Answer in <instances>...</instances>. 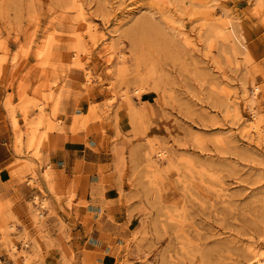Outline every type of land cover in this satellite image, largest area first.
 Returning <instances> with one entry per match:
<instances>
[{
    "label": "rangeland",
    "instance_id": "374dc122",
    "mask_svg": "<svg viewBox=\"0 0 264 264\" xmlns=\"http://www.w3.org/2000/svg\"><path fill=\"white\" fill-rule=\"evenodd\" d=\"M0 97V264H264V0H0Z\"/></svg>",
    "mask_w": 264,
    "mask_h": 264
},
{
    "label": "crops",
    "instance_id": "0c3cea01",
    "mask_svg": "<svg viewBox=\"0 0 264 264\" xmlns=\"http://www.w3.org/2000/svg\"><path fill=\"white\" fill-rule=\"evenodd\" d=\"M7 81H8V78H7ZM7 84L8 83H6V85ZM0 102H1V97H0ZM3 115H4V111H3L2 106L0 104V135L1 134H3V135L7 134L6 136H3V138H0L1 145L2 144H6L7 138H8V136H10V133H11L10 125L8 124L7 121H5V120L2 119L3 118ZM15 119H16V116H15ZM9 122H10V124L13 127L12 114L10 112H9ZM17 124H19V121L18 120H17ZM8 160H10V157L8 155L5 156V157H2L0 159V167H2L3 165H5ZM92 163L95 164V161H92ZM90 164H91V162H90ZM48 165H50V164L49 163L46 164L45 167L48 166ZM50 168H51V165H50ZM7 174L8 173L4 170V168L0 169V180L7 179L6 178L7 177ZM51 182L54 183L53 182V178H52V171L49 172V176H48V178L46 180H42V183L44 185L45 191H48V185H50ZM89 243L93 244V246H92L93 248L92 247H90V248H92L94 250L96 248L99 249V250H102V242L99 241V237H97V236L95 238L93 237L92 240H91V242H89ZM107 260H109V259L106 256H102V258L99 259V262H100V264H107L108 263Z\"/></svg>",
    "mask_w": 264,
    "mask_h": 264
},
{
    "label": "bare ground",
    "instance_id": "6f19581e",
    "mask_svg": "<svg viewBox=\"0 0 264 264\" xmlns=\"http://www.w3.org/2000/svg\"><path fill=\"white\" fill-rule=\"evenodd\" d=\"M79 9L82 10L81 4L79 5ZM254 90H255V89H254ZM254 95H255V93H254Z\"/></svg>",
    "mask_w": 264,
    "mask_h": 264
}]
</instances>
